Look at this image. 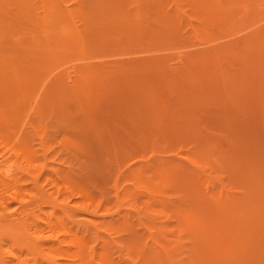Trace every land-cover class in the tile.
Wrapping results in <instances>:
<instances>
[{
  "label": "rangeland",
  "instance_id": "obj_1",
  "mask_svg": "<svg viewBox=\"0 0 264 264\" xmlns=\"http://www.w3.org/2000/svg\"><path fill=\"white\" fill-rule=\"evenodd\" d=\"M32 9L61 20L60 39L35 43L56 46L32 44V185L20 183L33 195L32 226L60 218L89 264H231L230 242L259 246L264 0H32Z\"/></svg>",
  "mask_w": 264,
  "mask_h": 264
},
{
  "label": "bare ground",
  "instance_id": "obj_2",
  "mask_svg": "<svg viewBox=\"0 0 264 264\" xmlns=\"http://www.w3.org/2000/svg\"><path fill=\"white\" fill-rule=\"evenodd\" d=\"M49 6H51V5H49ZM47 9L50 10V8H47ZM32 11H33L32 0H0V264H41L42 261L46 262L47 264H89V259H88L87 253H86L87 250L85 248V245L83 244V241L80 238L78 239L76 237H73L71 234L68 233L67 229L64 228V226L62 225L63 220H60V218H58V217L56 218L58 221V225L60 224L59 227H56L54 223H50L51 222V221H49L50 219L48 221L45 220L46 221V228H41L40 225H38L36 227L32 226V220H33L32 214L34 211V210H32V202H33L32 196L33 195H32V192L28 193V192L24 191L25 188L22 187V185L20 184L24 180H29V182L32 185V168H31L32 149L28 145V142H27V135H28L29 131L27 132V130H26L28 125L30 127H32V122L29 121V119H28V118H30L29 115L31 114V113L29 114V112L32 111V98H33V96H32V77L34 79V76H35L34 74H32V67H33L32 49L36 45H37V48H41V47L45 46V48L47 47L48 49L50 48L49 46H51L52 48L54 47V45L56 46V44L52 45L49 42H47L49 44V46L46 42L45 43L43 42L44 45H43V43L39 44V42H38V44H35L39 40L38 38H40L42 36L48 37V35L49 36L51 35L53 37L54 41L57 38L60 39V37H61V35H59L60 34L59 25H60L61 20L58 19L56 14H50L47 16L41 15L42 17H37L35 14H33ZM50 11H52V10H50ZM64 25H61L62 28L64 27ZM66 27L68 28L67 24H66ZM63 29L65 30V28H63ZM68 29H70V28H68ZM34 35H36L37 37ZM44 37H42V38H44ZM47 37H45V39ZM45 39H43V40L45 41ZM48 39H50V38H47L46 41H48ZM32 44H33V47H32ZM245 50H246V48H245ZM41 51H42V49H41ZM43 51L45 53L46 49H44ZM36 53L39 54L40 52L38 51ZM47 53H49V52L47 51L46 54ZM46 54H45V56L43 55V53H41L40 55H41V57H42V55H43V57H46ZM34 55H36L35 52H34ZM34 55H33V57H36ZM47 56H48V54H47ZM37 57H38V60L41 59L40 56H37ZM242 58H244V57H242ZM245 58H246V56H245ZM256 59H255V61H253V62H255V65L258 63L257 60H259V59H257V60ZM44 60L46 61V58H44ZM241 60L243 61L244 59H241ZM41 61H43V60H41ZM242 61L240 63H242ZM251 64H253V63H251ZM35 65H40V64L36 63ZM247 66L248 65H245V67L248 70L249 66L248 67ZM36 67H38V66H36ZM256 68H257V65H256ZM238 70L241 72V67H240V69L238 68ZM40 71H42V70H40ZM241 73H244V72H241ZM245 73L248 74V71L247 72L245 71ZM237 74H239V73H234V68H233V73L231 76H233V75L236 76ZM239 76L240 75H238V77ZM244 76H245V74H244ZM240 78H241V76H240ZM233 79H235V78H233ZM253 79H255V78L253 77ZM247 80L248 79H246L245 81H247ZM250 80H248V81L252 82V79H250ZM234 81H236V79ZM51 82H52V80H51ZM229 83H231V80ZM59 85H61V84H58V86ZM246 87H250V86H245V88L243 89L244 91H246V89H247ZM239 90H241V89H239ZM53 91L56 92L57 90L56 91L53 90ZM244 91H242V92H244ZM36 92H38V91L36 90ZM225 94H227V93H224V95ZM254 96L259 97L258 92H257V94H255L251 97L254 98ZM260 97H262V96H260ZM37 99H39V98H36V100ZM257 100H258V98L256 99L255 103L258 102ZM239 101L235 100V102H237V103ZM260 101H262V100H260ZM262 102H264V101H262ZM36 103H37V101H36ZM239 105H242V104L240 103ZM246 105H247V103H246ZM263 106L264 105H262L261 107H263ZM253 111L251 110V112H253ZM262 111H264V108L261 110V112ZM251 115H254V114L251 113ZM262 118L264 119V117H262ZM31 119H33V118H31ZM262 122H264V121H262ZM238 123H239V121H238ZM262 124H264V123H262ZM262 126H264V125H262ZM262 132H264L263 128H262ZM237 137L239 138V136H237ZM242 137H244V136H242ZM113 140H115V139H113ZM242 140H243V138H242ZM213 142H212V144H213ZM242 142L244 143V141H242ZM242 142H241V148L243 146ZM235 145H234V149H235ZM212 146H210V147H212ZM250 146H252V145H250ZM238 148H240V147H238ZM254 154H255V156H253L251 158L260 157L259 155L256 156V154H258V153L255 152ZM239 155H237V156L240 157ZM263 156H264V154H263ZM259 159H261V157L256 159L255 163L256 162L259 163V161H260ZM243 161L245 162V160H243ZM232 163H234V162H232ZM245 163L249 164V162H245ZM258 163H256V164H258ZM237 167H238V165H237ZM251 167H252V164H251ZM251 167H249V168H251ZM244 171H246V170H244ZM247 171H249V170H247ZM247 171H246V173L249 174V172H247ZM260 173H261V171H260ZM23 174H28V178H26L27 176L24 177ZM253 176H255V175L253 174ZM261 176H263V175H261ZM250 178H252V177L249 176L248 179H250ZM259 178H258V180H260ZM261 179H264V178H261ZM252 180H254V179H252ZM247 182H248V180H247ZM253 182H255V180ZM262 182L258 183V185L261 184V185H259V187L260 186L262 187V188L260 187L261 189L259 187H258L259 189L256 187L257 182H255L256 184L254 186L259 190V192L254 187L258 192V194L256 193L254 197H255L256 202L259 201L258 203H259L260 208H262L264 210V186H262V184L264 185V182L263 183ZM248 184H249V182H248ZM248 189H250V185H249ZM36 190H37V188H36ZM37 192H38V190H37ZM39 192H40L39 198L42 199V201L50 204L54 208V210H59V212H61L65 216H67V215L70 216V214L72 212H74V208L69 207L67 205V203L66 204L63 202L57 203L58 200L52 198L53 197V196H51L52 193H47V191H45L43 189H39ZM24 193H26L25 195L28 194L27 198H25ZM240 198H242V197L240 196ZM9 199L13 200L14 203L18 204V206H19L18 211H16V213H14L15 216H13L14 215L13 213L9 212V204H10L8 201ZM238 201H240V200H238ZM61 203H62V205H61ZM237 203H243V200H241V202H237ZM237 203H234V204L236 205ZM244 203H246V201H244ZM37 204H39V203H37ZM253 204H255V203H253ZM238 205L240 206L241 204H238ZM239 206L236 205V207H239ZM252 206H251V208L254 207V206L253 207ZM255 208H257V207H255ZM230 211H231V209H230ZM243 211H244V209H243ZM257 211L258 210L254 211L256 213L251 211V213L256 215L259 213ZM36 212H38V211H36ZM234 212H235V210H234ZM260 212H261V209H260ZM94 213H95V211H94ZM228 213H230V212H228ZM239 213L241 214V212H239ZM37 214H39V212ZM261 215L262 216L258 215L259 217H257V216H255V217H257V220H256L257 223H259V225H261L263 228L264 227V225H263V223H264L263 212L261 213ZM68 218L69 217H67V219ZM232 218H234V217H231V219ZM253 219H255V218L252 217V220ZM91 224H93V223H91ZM241 226L244 227V224ZM43 227H45V225ZM236 227H235V229H236ZM239 228L241 229L240 226H239ZM245 228H246V226H245ZM218 229H219V227H218ZM227 229H225V230H227ZM55 230L63 231L62 233H63V235L64 234L65 235L59 236L58 235L59 232H57L55 234ZM255 230H256V227H255ZM263 231H264V229H263ZM45 232L47 233L46 235L44 234ZM258 232L259 231H257L256 233L258 234ZM261 234H262V232H261ZM249 236H251V235H249ZM257 237H259V236H257ZM242 238H241V241H242ZM260 240H261L260 243H262V244L258 243L259 246H257V245L255 246V244H253L254 246H250L251 244H249V242L246 243L248 246L247 248H245L246 247L245 241H244V243L242 242L238 246H235L234 243L230 242L231 244H233L232 247H230L228 249L229 246L227 245L228 247L225 248L223 252L221 251L222 253H225V251H227L226 249H228V251L226 253L227 255L225 254V256L227 258H223V259H225L224 262H226V263L231 262V264H264V232H263V236L260 238ZM247 241H249V239ZM225 242H227V241H225ZM233 242H235V239ZM200 243H202V242H200ZM205 244H207V243H205ZM62 246L64 247V249L61 248ZM223 246H224V243H223ZM197 249H198V247H197ZM204 250H206V249L203 248V251ZM199 251H202V248H200ZM203 253L200 252L201 256H203L202 255ZM194 256H195V254H194ZM93 258H94V256L92 254L91 259H93ZM218 260H217V262H218ZM218 263H220V262H218ZM218 263H216V264H218Z\"/></svg>",
  "mask_w": 264,
  "mask_h": 264
}]
</instances>
